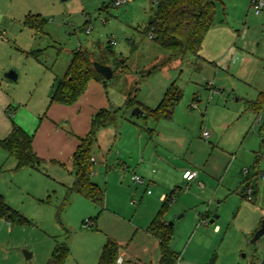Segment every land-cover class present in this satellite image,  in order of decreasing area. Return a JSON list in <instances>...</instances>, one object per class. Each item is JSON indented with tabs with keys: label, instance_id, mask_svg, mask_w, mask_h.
I'll return each mask as SVG.
<instances>
[{
	"label": "rangeland",
	"instance_id": "rangeland-1",
	"mask_svg": "<svg viewBox=\"0 0 264 264\" xmlns=\"http://www.w3.org/2000/svg\"><path fill=\"white\" fill-rule=\"evenodd\" d=\"M117 1L0 0V136L12 122L38 128L74 51L116 70L105 89L114 122L92 146L102 207L69 195L75 176L64 169L16 171L0 148V196L26 219L0 218V264H48L57 246L68 248L65 264H99L109 242L126 253L118 264H159L149 228L160 211L177 264H263L264 235L252 239L264 223V111L247 102L264 93V10L220 0L202 60L170 61L144 34L155 0ZM173 84L182 93L173 122L132 115L130 99L155 109ZM179 165L199 177L183 181Z\"/></svg>",
	"mask_w": 264,
	"mask_h": 264
},
{
	"label": "trees",
	"instance_id": "trees-1",
	"mask_svg": "<svg viewBox=\"0 0 264 264\" xmlns=\"http://www.w3.org/2000/svg\"><path fill=\"white\" fill-rule=\"evenodd\" d=\"M219 1L155 0L156 11L144 34L157 47L169 54L170 61L182 60L188 56H194L201 61L199 53L206 35L215 26L216 5ZM38 23L43 24V21L38 20ZM94 63L105 65L95 60L93 53L87 50L80 48L74 51L64 78L57 82L50 104L71 106L85 93L89 82L94 80L105 83V77L95 70ZM115 71L113 70V75ZM120 72L123 73L124 69ZM181 98L182 93L173 84L155 109L141 107L136 96L130 99L129 103L133 105L132 109L139 106L147 114L145 118L150 117L160 122L172 119L174 108ZM247 108L260 115L264 111V93H260L256 100L247 102ZM113 122L114 111L101 110L94 117L88 135L79 139L80 145L73 156L72 173L75 175V182L68 189V194L82 196L99 207L104 205L105 195L92 181V146L97 132ZM32 142L33 137L13 122L9 135L0 141V148L7 153L8 158L15 161L16 171L38 169L41 166L42 160L34 152ZM171 201L172 196L168 195L165 203L170 204ZM162 216L163 211H160L154 218L149 232L159 242V264H177L178 257L169 246L171 229L163 222ZM0 218L14 225L26 222V219L11 208L1 196ZM119 255L120 247L109 242L103 249L99 264H118ZM68 256L67 247L57 246L48 264H65Z\"/></svg>",
	"mask_w": 264,
	"mask_h": 264
},
{
	"label": "crops",
	"instance_id": "crops-1",
	"mask_svg": "<svg viewBox=\"0 0 264 264\" xmlns=\"http://www.w3.org/2000/svg\"><path fill=\"white\" fill-rule=\"evenodd\" d=\"M203 60L204 62H206L205 59ZM212 63L216 67H220L215 62ZM108 84H109L108 82L104 83L94 80L89 82L88 88L85 91V93L79 98V100L75 104L71 106L49 103L43 114H40L39 112L38 116L41 119L39 126L36 129L33 128L32 124H28L26 122H23L24 124H21L23 126V129L27 130L28 133L32 132L31 136L33 137V142H32L33 150L36 153V155L42 160V164H46L47 166L50 167H60L64 169L67 173L74 175L72 173L73 156L80 145L79 139L84 138L88 135V133L91 130V123L94 117L101 110H107V109L112 110L113 109L112 106L114 107V105L108 99L107 93L105 92V89L108 86ZM153 121L156 122L154 119ZM162 121H166V120H162ZM167 122L169 123L173 122V116L172 119ZM5 128L6 129L3 130L4 132L3 136H0V141L4 140L11 131V127H5ZM152 132L155 133V131ZM9 159L10 158H8L7 160ZM230 160H231L230 156L226 155V161H228L227 163H229ZM13 162H14L13 164L14 167H16V163L14 160ZM91 162L92 164L96 163V159L93 157L92 154H91ZM204 166L207 167V165ZM176 167L177 168H175L176 170L174 171L178 172L182 170L183 181L190 182L199 177L198 171L194 170V168L193 169L188 168L186 165H179ZM188 171L197 173V175L192 180L184 179L183 176ZM91 176H93V172ZM167 196L168 194L165 193L161 195L160 198L162 202H165ZM173 199L174 197L172 196V201L174 202ZM220 202L221 201H219V203ZM119 257L121 259L125 258L126 253L125 252L120 253Z\"/></svg>",
	"mask_w": 264,
	"mask_h": 264
},
{
	"label": "water",
	"instance_id": "water-1",
	"mask_svg": "<svg viewBox=\"0 0 264 264\" xmlns=\"http://www.w3.org/2000/svg\"><path fill=\"white\" fill-rule=\"evenodd\" d=\"M65 1V0H63ZM152 18L153 17H150L149 19V24H151L152 22ZM94 67H95V70L103 75L105 77L106 80H110L112 79L113 77V70L111 67L109 66H105V65H101L100 63H94ZM5 77L9 80H13V81H16L17 80V74L14 72V71H10L8 72ZM132 115L136 116V117H146L147 114L141 110L140 107H136L133 109L132 111ZM218 216L216 215L214 217V219H216ZM211 223H214V220L211 221ZM264 235V223L262 224V226L260 227V229L256 232V234L254 235V238L252 239V243H256L257 240H259L262 236ZM25 256H26V259H31L32 255L29 254V253H26L25 252ZM264 264V262H263Z\"/></svg>",
	"mask_w": 264,
	"mask_h": 264
},
{
	"label": "built area",
	"instance_id": "built-area-1",
	"mask_svg": "<svg viewBox=\"0 0 264 264\" xmlns=\"http://www.w3.org/2000/svg\"><path fill=\"white\" fill-rule=\"evenodd\" d=\"M125 2H127V0H118L115 5L121 6ZM251 3H252L253 9L256 12V14L260 15L264 10V0H251ZM205 136H207V133ZM196 175H197V173H193V172L188 171L184 174L183 177H184V179L191 180ZM133 180L135 181V183H143V180L137 176H134Z\"/></svg>",
	"mask_w": 264,
	"mask_h": 264
}]
</instances>
